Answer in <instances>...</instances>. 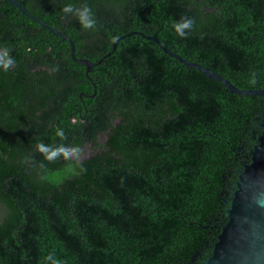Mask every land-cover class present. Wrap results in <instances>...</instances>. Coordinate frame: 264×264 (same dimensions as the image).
Listing matches in <instances>:
<instances>
[{
  "label": "trees",
  "instance_id": "trees-1",
  "mask_svg": "<svg viewBox=\"0 0 264 264\" xmlns=\"http://www.w3.org/2000/svg\"><path fill=\"white\" fill-rule=\"evenodd\" d=\"M15 1L68 36L76 58L103 60L85 75L66 41L0 0V48L16 61L0 70V264H51L49 254L63 264H201L250 163L264 100L231 93L146 36L264 92V0ZM69 3H86L96 27L66 15ZM185 16L195 24L182 38L172 25ZM37 142L89 147L85 171L44 161Z\"/></svg>",
  "mask_w": 264,
  "mask_h": 264
},
{
  "label": "water",
  "instance_id": "water-1",
  "mask_svg": "<svg viewBox=\"0 0 264 264\" xmlns=\"http://www.w3.org/2000/svg\"><path fill=\"white\" fill-rule=\"evenodd\" d=\"M4 1L17 8L24 16L66 41L69 44L71 60L84 67L85 75L103 60L100 59L97 63H91L85 59L76 58L74 44L68 36L32 16L19 2L15 0ZM146 38L182 64L197 69L206 78L224 85L231 93L241 96H258L264 100L263 91L239 90L212 70L185 61L176 54L169 52L155 37L146 36ZM116 42L105 57L115 50ZM259 119L258 129L260 133L249 152L250 163L244 165L240 170L235 190L226 209L227 222L217 236L211 255L201 264H264V113Z\"/></svg>",
  "mask_w": 264,
  "mask_h": 264
},
{
  "label": "clouds",
  "instance_id": "clouds-1",
  "mask_svg": "<svg viewBox=\"0 0 264 264\" xmlns=\"http://www.w3.org/2000/svg\"><path fill=\"white\" fill-rule=\"evenodd\" d=\"M62 11L67 14H72L76 17L78 23L85 30H91L96 27V20L92 9L86 4H81L79 7L69 3L66 4ZM195 21L189 17H181L180 20L173 22V29L175 33L182 38H186L188 32H190L194 27ZM11 49L8 47L0 48V70L8 71L10 68L14 67L16 64L15 58L10 55ZM50 71H59V65H51ZM255 83V81H253ZM55 135L61 140L66 139L65 132L62 128H57ZM34 150L36 153L43 157L44 161L56 162L57 160L68 161V167L70 170H75L76 166L79 165L80 172L85 171L82 158L83 149L79 145H67L63 143L59 144H44L42 142H37L34 145ZM31 161L30 157L25 158V163ZM43 168V163L40 164ZM46 261L51 262V264H63V262L57 259L54 254H49L45 257Z\"/></svg>",
  "mask_w": 264,
  "mask_h": 264
},
{
  "label": "rangeland",
  "instance_id": "rangeland-1",
  "mask_svg": "<svg viewBox=\"0 0 264 264\" xmlns=\"http://www.w3.org/2000/svg\"><path fill=\"white\" fill-rule=\"evenodd\" d=\"M105 138V136H103V139ZM90 148L89 147H84L83 148V158L87 157L90 154ZM82 158V159H83Z\"/></svg>",
  "mask_w": 264,
  "mask_h": 264
},
{
  "label": "flooded vegetation",
  "instance_id": "flooded-vegetation-1",
  "mask_svg": "<svg viewBox=\"0 0 264 264\" xmlns=\"http://www.w3.org/2000/svg\"><path fill=\"white\" fill-rule=\"evenodd\" d=\"M80 97H81V95H80ZM93 97V96H92Z\"/></svg>",
  "mask_w": 264,
  "mask_h": 264
}]
</instances>
